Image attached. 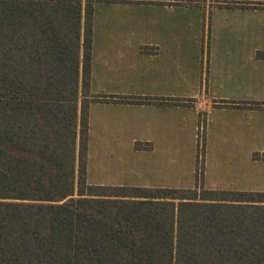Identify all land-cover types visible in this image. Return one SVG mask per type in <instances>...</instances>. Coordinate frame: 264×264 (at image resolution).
<instances>
[{"label": "trees", "instance_id": "1", "mask_svg": "<svg viewBox=\"0 0 264 264\" xmlns=\"http://www.w3.org/2000/svg\"><path fill=\"white\" fill-rule=\"evenodd\" d=\"M91 2L0 0V264H264V192L86 182Z\"/></svg>", "mask_w": 264, "mask_h": 264}, {"label": "rangeland", "instance_id": "2", "mask_svg": "<svg viewBox=\"0 0 264 264\" xmlns=\"http://www.w3.org/2000/svg\"><path fill=\"white\" fill-rule=\"evenodd\" d=\"M181 1L193 6H187L179 14L190 28L183 37V49L155 54L158 56L151 58L152 62L142 61L145 56H141L138 64H134L135 54L126 53L123 54L125 61L121 64L120 60L116 71L119 72V80L124 79L123 84L126 85L133 83L131 76L136 72L140 77L138 83L143 82L146 75L152 76L165 85L157 88L150 85L148 89L172 93L175 100L190 101L193 100L189 99L191 97L205 95L208 97V109L195 112L193 103H170L165 109L153 111L138 109L137 112L144 117L158 122L163 119L166 126L163 134H167L163 140L144 142L138 139L140 136L134 130L123 132V138H120L114 123L122 112L116 105L93 103L88 117L91 127L87 143L86 182L106 186H197L264 191V143L259 144V136L264 138V114H239L231 107L234 101H251L249 103L256 105L251 108L264 104V63H254L263 54L251 53V62L248 54L250 77L247 82L241 83L237 67L242 54L238 50L231 52L220 48L232 43L233 30L229 26L240 20L228 8L234 7V2ZM221 3L223 5L219 6ZM91 4L95 15L93 23L95 19L97 25L98 17L107 15L109 11L100 1ZM170 15L173 17L175 13ZM215 22L221 25L216 28ZM96 34L99 35L98 28ZM143 50L151 53L149 48ZM110 56L114 65L116 54L111 53ZM100 58L96 53V81L92 92L107 94L113 84L100 75ZM257 68L260 70L256 71ZM146 86L139 84L138 89L146 90ZM122 115L125 117V114ZM134 135L137 139L130 141Z\"/></svg>", "mask_w": 264, "mask_h": 264}, {"label": "crops", "instance_id": "3", "mask_svg": "<svg viewBox=\"0 0 264 264\" xmlns=\"http://www.w3.org/2000/svg\"><path fill=\"white\" fill-rule=\"evenodd\" d=\"M94 1H100L103 7L108 8L107 11H109V13L105 16H103V14L99 17L97 16L99 25H96L95 19L93 23L95 15L92 7L88 117L93 103L114 104L125 114L124 117L121 113L120 118L118 115V119H116L114 123V128L121 135V139L123 138V132H133L134 130L135 134H139L140 136L138 139L144 142H153L160 139L163 140L166 137L167 133L163 134L166 129L164 120L162 119L161 122H158L154 118L144 117V115H140L137 112L138 109L144 111H153L161 108L165 109V107H169L167 104L170 103L174 105L193 103L195 112L208 109V97L205 95L191 97L189 99L193 100L190 101L175 100L172 93L157 92V90L148 89L150 85L156 88L159 85H165L160 84L152 76L146 75L143 82L138 83L140 77L138 76L139 72H136L135 75L131 76L133 83L126 85L123 84L125 81L124 79L119 80L120 75L119 72L116 71V67L118 63H120V60L121 64L125 61L123 54L126 53L135 54L133 59L134 64H138L141 56H145L142 61L152 62L153 59L158 56L155 54L175 48H178V50L183 49L182 46L185 44V38L183 37L186 36V31L190 28L186 26V19L180 18L179 14L181 10H185L187 6L193 8L192 3L188 4L181 0H92V2ZM230 1H233L234 3H232V6H235H230L228 8H231L234 11L233 13H235V17H239L240 20L234 26H229V29L233 30L231 33L233 38L232 43L220 48L224 51L231 52L238 50V52L242 54V59L238 62L237 70L240 75V78L238 77L239 81L244 83V81L247 82L250 77V54H263L257 57L254 63H264V0ZM222 5V3L219 4V6ZM138 11L140 13H138ZM147 11L149 13L145 15ZM157 12H159L158 16ZM135 13L136 15H132ZM164 13L167 14L166 17L163 16ZM172 13H175L173 17L170 15ZM138 15L140 16L138 17ZM220 25L221 23L217 22L215 27L218 28ZM97 28L99 35L96 34ZM214 41L215 40H213V42ZM143 48H149L151 53H145ZM96 53H99V57H101L99 61L100 75L103 76L105 81L107 80L108 83L113 84L107 91V94L92 92V86L94 85V81H96L94 72ZM111 53L116 54L114 65L111 63ZM247 57L250 59L249 63ZM135 69H138L137 66H135ZM260 69L262 70V67H260ZM260 69L257 68L256 71ZM139 84L147 85V89L139 90ZM249 102L251 101H243L242 103H235L234 101L231 105V107L234 108L232 110L239 114H264V104L258 103L259 108H251L256 105H252V103ZM222 105L226 106L225 104ZM89 119L90 118H88V134L89 127H91ZM262 131L264 134V124ZM135 136L136 135L132 136L130 141L136 140L137 138H135ZM242 139L244 140V137H242ZM262 143H264V138L259 136V144L262 145ZM200 188L203 187H198V189ZM210 190L223 191L227 189L210 188Z\"/></svg>", "mask_w": 264, "mask_h": 264}]
</instances>
